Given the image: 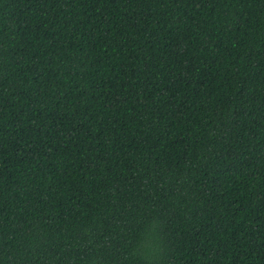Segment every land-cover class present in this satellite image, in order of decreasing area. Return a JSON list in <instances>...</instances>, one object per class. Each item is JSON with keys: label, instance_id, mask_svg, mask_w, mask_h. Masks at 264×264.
<instances>
[{"label": "trees", "instance_id": "1", "mask_svg": "<svg viewBox=\"0 0 264 264\" xmlns=\"http://www.w3.org/2000/svg\"><path fill=\"white\" fill-rule=\"evenodd\" d=\"M0 264H264V0H0Z\"/></svg>", "mask_w": 264, "mask_h": 264}]
</instances>
